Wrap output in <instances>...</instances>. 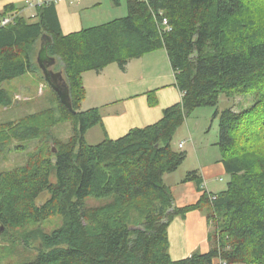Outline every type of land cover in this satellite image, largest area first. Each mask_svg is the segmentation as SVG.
Wrapping results in <instances>:
<instances>
[{
  "label": "trees",
  "instance_id": "obj_1",
  "mask_svg": "<svg viewBox=\"0 0 264 264\" xmlns=\"http://www.w3.org/2000/svg\"><path fill=\"white\" fill-rule=\"evenodd\" d=\"M126 4V16L67 35L61 32L54 2L36 7L35 21L7 17L12 6L0 14V22L9 19L0 25V108L12 104L5 82L41 72L35 56L42 35L50 38L47 54L56 59L52 69L62 72L72 108L70 112L55 96L56 109L0 124V156L11 142L35 140L44 128L65 121L72 126L68 142L54 155H45L41 144L24 167L0 171V225L10 231L54 216L62 219L60 228L39 235L35 259L24 264H264V151L242 156L235 149L240 128L248 122L260 131L254 136L245 130V139H264V18L246 13L243 0ZM157 49L167 55L181 101L164 109L154 124L87 144L85 134L101 125V115L95 108L80 109L82 74L99 72L111 62L123 70L129 60ZM221 96L253 101L248 108L212 115L218 121L219 162L229 178L226 188L212 194L213 200L203 193L195 205L175 209L163 176L177 171L186 154L172 148L173 135L196 109L217 107ZM181 182L200 186L201 178L194 170ZM44 191L48 200L37 204ZM88 198L111 201L88 209ZM194 209L206 211L213 225L211 248L173 261L169 223Z\"/></svg>",
  "mask_w": 264,
  "mask_h": 264
},
{
  "label": "rangeland",
  "instance_id": "obj_2",
  "mask_svg": "<svg viewBox=\"0 0 264 264\" xmlns=\"http://www.w3.org/2000/svg\"><path fill=\"white\" fill-rule=\"evenodd\" d=\"M61 1L64 2L68 14L75 12L79 14L83 9L85 24L92 19V21L90 20L91 23H88L92 25H87V27L100 24V22L105 24L127 14L126 0H80L78 7H76L73 0ZM56 2H59V0H56ZM243 2L246 13L250 15L257 14L256 16L264 18V0H243ZM94 3L97 5L96 7L93 6ZM33 9L35 11V7ZM38 49L39 42L36 45V54ZM125 74L127 76L124 75L116 62L105 65L100 72L94 70L84 72L81 76L84 89L83 109L93 104L102 110L103 100L117 101L125 95L124 89L126 90V86L129 92H136L139 95L136 98L137 101L142 97H147V100L154 97V100L152 102L148 100V103L156 106L161 95L160 90L164 88V91H166L174 83L173 74L163 49H157L138 59L130 60L129 68ZM128 81L131 82L130 86L127 84ZM162 86L164 87L161 88ZM3 88L11 98L12 104L0 108V124L17 122L31 114H39L47 109L57 108L55 98L57 95L44 81L42 72L38 71L34 74L19 77L12 82H5ZM159 88L161 89L159 90ZM100 91L102 93L98 94ZM93 92L97 93V98V95H94ZM252 102L249 97L237 96L228 99L221 96L217 107L198 108L193 111L176 130L171 141L174 150L186 154L184 162L173 177H184L191 169H198L201 166L215 164L220 161V150L216 145L218 142V121L217 119L212 120L214 111L218 110L220 112L225 108L238 111L248 108ZM101 129L97 127L91 130L86 138L87 143L97 144L104 128ZM245 130L253 132L252 135L255 136L258 135L260 128L258 125L249 122L243 124L238 134L236 152L242 156H245V152L259 155L264 151V139L249 138V140H246ZM71 135V123L65 121L52 128L42 129L41 135L35 140L11 142L9 150L0 156V171L12 172L24 167L30 155L35 154L40 149L41 144L47 150L45 155L49 157L54 155L56 152H52V149L56 151V149L61 148V144L67 143ZM180 142H184L182 148H178ZM218 178L215 182H209L210 189L216 193L225 190L229 179L225 174ZM50 180L52 183L55 182L54 173L50 175ZM48 198V192L44 191L37 198L36 203H44ZM110 201V199L105 198H88L84 201V206L88 209H94L107 205ZM61 226L62 219L58 216L50 217L38 223H25L21 228L10 231H5L0 225V264H24L33 261L40 248L39 235L50 234ZM212 230L213 225H211ZM6 249L9 251L4 255ZM217 264H225V262L218 260Z\"/></svg>",
  "mask_w": 264,
  "mask_h": 264
},
{
  "label": "crops",
  "instance_id": "obj_3",
  "mask_svg": "<svg viewBox=\"0 0 264 264\" xmlns=\"http://www.w3.org/2000/svg\"><path fill=\"white\" fill-rule=\"evenodd\" d=\"M42 1L54 2L60 29L62 34L64 35L78 32L82 29L102 25V22H100V24H94V26L87 27V25H92L88 24L91 23L90 20L92 21V19L89 18L90 20H88L86 22L87 24H85L83 20V9L79 14L76 12L68 14L64 2L61 0H59V2H56V0ZM73 1L75 2L76 7H78L80 0ZM8 6H12L14 8V11L7 17L17 15L25 19H29L30 21H35L37 19L36 16L38 9L35 7L34 11V7L29 6L28 0H0V14L3 13L5 7ZM93 6L96 7L97 5L94 3ZM129 62L130 60L125 65L124 69H121L124 75L126 76L127 74L125 73L129 68ZM127 84L128 86H130L131 82L128 81ZM163 87L164 86H162L161 88ZM161 88H159V90ZM164 90V88L160 90L161 95L159 96V101L157 102L156 106H152L148 103V100L151 97L148 100L147 97H142V99L137 101L136 98H138L139 95L136 92H129L127 86L126 90L124 89L125 95L117 99V101L113 102L110 100H103L104 102L102 103L104 104L102 106V110L98 109L97 106H94L91 101L89 102L93 106L91 105L83 109L82 103L84 102H82L80 109L83 110L81 111H86L95 108L99 110L101 115V125H97L86 132L84 137L86 143V138L89 132L97 127L102 129L104 128V130L101 129V138H98L97 140L99 141L98 143H100L106 138L115 140L124 136L132 129L144 128L146 126L158 122L162 117V112L164 109L181 101V94L175 86V81L173 85L168 88V90ZM101 93L102 92L100 91L98 94ZM93 94L97 95L96 92H93ZM97 97L98 95L96 96V98ZM135 100L137 101V103ZM194 170L198 171L200 175V186H197L194 182L182 183L181 181L184 178L183 176L177 178L173 177L176 171L174 173L166 174L163 176V182L169 190V193L173 200V207L175 209L195 205L199 201L203 193H206L207 195L217 194L216 192L210 189L209 182H215L219 179L218 177L225 174L224 168L219 161H217L215 164L201 166L198 169H191L190 171ZM203 184L204 188H202ZM210 232L211 225L209 223L206 211H203L201 209H194L186 212L183 216H175L171 220L167 228L169 257L173 261H176L185 259L191 256L193 253H207L211 248V243L209 241Z\"/></svg>",
  "mask_w": 264,
  "mask_h": 264
},
{
  "label": "water",
  "instance_id": "obj_4",
  "mask_svg": "<svg viewBox=\"0 0 264 264\" xmlns=\"http://www.w3.org/2000/svg\"><path fill=\"white\" fill-rule=\"evenodd\" d=\"M50 44V38L42 35L39 39V49L36 54L35 62L42 72V76L46 84L55 92L60 103L72 112L70 103V93L65 84L61 71H53L52 68L56 64V59L47 54V48ZM52 152H56L52 149Z\"/></svg>",
  "mask_w": 264,
  "mask_h": 264
},
{
  "label": "built area",
  "instance_id": "obj_5",
  "mask_svg": "<svg viewBox=\"0 0 264 264\" xmlns=\"http://www.w3.org/2000/svg\"><path fill=\"white\" fill-rule=\"evenodd\" d=\"M43 3H44V2H43L42 0H28V4H29L30 7H39V6H41ZM8 22H9V19H8V18H5V19H3V20L0 22V25H5V24H7ZM166 24H167L166 20L163 19V20H162V25H163V26H166ZM183 145H184V142H180V143L178 144V147H179V148H182ZM202 188H204V184H203V187H202ZM208 197H209L210 200H213V199H214V196H213V195H209Z\"/></svg>",
  "mask_w": 264,
  "mask_h": 264
},
{
  "label": "flooded vegetation",
  "instance_id": "obj_6",
  "mask_svg": "<svg viewBox=\"0 0 264 264\" xmlns=\"http://www.w3.org/2000/svg\"><path fill=\"white\" fill-rule=\"evenodd\" d=\"M53 70V69H52Z\"/></svg>",
  "mask_w": 264,
  "mask_h": 264
}]
</instances>
